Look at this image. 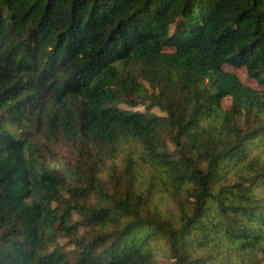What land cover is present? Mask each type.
Instances as JSON below:
<instances>
[{
  "label": "trees",
  "instance_id": "trees-1",
  "mask_svg": "<svg viewBox=\"0 0 264 264\" xmlns=\"http://www.w3.org/2000/svg\"><path fill=\"white\" fill-rule=\"evenodd\" d=\"M226 67L264 86V0H0V264H263L264 88Z\"/></svg>",
  "mask_w": 264,
  "mask_h": 264
},
{
  "label": "rangeland",
  "instance_id": "rangeland-1",
  "mask_svg": "<svg viewBox=\"0 0 264 264\" xmlns=\"http://www.w3.org/2000/svg\"><path fill=\"white\" fill-rule=\"evenodd\" d=\"M226 69L234 72L235 74L238 75V77L240 78V80L247 86H250L252 88L255 89H262L264 88V86L260 85L259 83H257L255 80L249 78V76L247 75V72L244 68H229L226 67ZM231 100L230 99H224L222 104L225 108H227L230 105ZM123 109H129L128 106L126 105H122L121 106ZM137 109H143L142 107L137 108ZM154 112H158L156 109L153 110ZM262 263L264 264V256H262ZM163 264V263H162Z\"/></svg>",
  "mask_w": 264,
  "mask_h": 264
}]
</instances>
